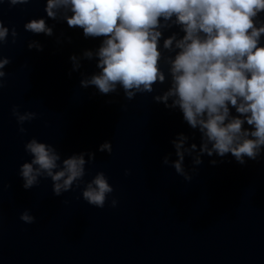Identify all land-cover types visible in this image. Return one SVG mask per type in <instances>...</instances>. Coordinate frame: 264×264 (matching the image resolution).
<instances>
[{
  "label": "water",
  "instance_id": "95a60500",
  "mask_svg": "<svg viewBox=\"0 0 264 264\" xmlns=\"http://www.w3.org/2000/svg\"><path fill=\"white\" fill-rule=\"evenodd\" d=\"M46 7L47 0L0 3V20L19 34L15 44L9 34L2 48L11 64L0 92V264H264V155L241 165L231 154H205L194 165L196 153L186 154L192 179L185 180L163 160L178 159L172 141L181 133L189 137L186 147L195 143L198 152L201 134L179 108L154 100L169 84L131 101L119 87L108 95L82 88V80L100 71L95 53L103 38L70 28L64 17L71 12L64 9L49 18ZM33 19H44L53 35L26 31ZM162 31L160 67L167 76V57L175 53L163 49L164 39L183 33L177 27ZM33 42L43 51L30 49ZM87 51L92 59L85 58ZM73 56L81 65L75 71ZM14 106L37 114L23 125L26 134L12 115ZM33 138L56 147L62 159L95 152L84 180L105 173L114 189L105 207L83 200V183L59 197L51 179L25 190L19 169L32 159L25 144ZM106 141L111 155L98 151ZM25 210L35 223L21 221Z\"/></svg>",
  "mask_w": 264,
  "mask_h": 264
},
{
  "label": "clouds",
  "instance_id": "9594fccd",
  "mask_svg": "<svg viewBox=\"0 0 264 264\" xmlns=\"http://www.w3.org/2000/svg\"><path fill=\"white\" fill-rule=\"evenodd\" d=\"M2 2L15 7L31 0ZM61 9L71 12L64 17L70 28L82 29L86 38H103L95 53L100 71L82 80V88L94 86L108 95L119 87L131 101L137 94L153 93L157 84H169L154 100L166 108H179L184 121L201 134L198 152L195 143L186 147L189 137L181 133L172 141L178 159L163 160L185 180L192 179L184 167L186 154L196 153L194 165L202 164L205 154L221 158L231 154L241 165L264 155V20L260 19L264 0H47L49 18L55 20ZM173 27L183 36L173 34L164 39L163 49L175 53L174 58L167 57L166 76L160 67L165 60L160 41L162 29ZM24 28L34 34L53 35L44 19H33ZM9 34L15 44L19 35L16 29L10 31L0 20V92L7 75L4 69L11 64L2 54ZM33 47L43 51L38 42L29 44L30 49ZM93 55L91 51L84 54L87 59ZM71 59L73 70H78L81 65L77 57ZM12 115L20 133L25 134L23 125L37 118L35 112L21 113L19 106L12 108ZM25 151L32 157L19 169L25 190L38 186L41 178L51 179L53 194L59 197L83 183V200L99 209L114 192L104 172L85 183L86 165L95 161V152L62 159L56 147L36 138L25 144ZM98 151L111 155L112 143L104 142ZM210 163L215 166L218 161ZM117 204L113 199L111 206ZM20 219L26 224L36 220L28 210Z\"/></svg>",
  "mask_w": 264,
  "mask_h": 264
}]
</instances>
